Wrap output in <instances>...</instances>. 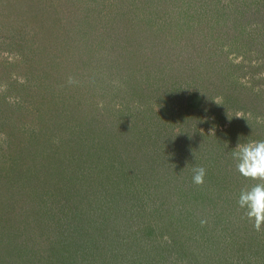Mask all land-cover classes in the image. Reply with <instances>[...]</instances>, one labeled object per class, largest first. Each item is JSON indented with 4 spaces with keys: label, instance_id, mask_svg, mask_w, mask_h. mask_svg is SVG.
Here are the masks:
<instances>
[{
    "label": "rangeland",
    "instance_id": "rangeland-1",
    "mask_svg": "<svg viewBox=\"0 0 264 264\" xmlns=\"http://www.w3.org/2000/svg\"><path fill=\"white\" fill-rule=\"evenodd\" d=\"M250 140L264 0H0V264H264Z\"/></svg>",
    "mask_w": 264,
    "mask_h": 264
},
{
    "label": "clouds",
    "instance_id": "clouds-1",
    "mask_svg": "<svg viewBox=\"0 0 264 264\" xmlns=\"http://www.w3.org/2000/svg\"><path fill=\"white\" fill-rule=\"evenodd\" d=\"M231 156L235 171L245 181L254 182L241 188L236 202L243 210V218L251 223L254 231L259 232L264 227V140L237 143ZM192 171L193 183L202 185L206 169L199 166Z\"/></svg>",
    "mask_w": 264,
    "mask_h": 264
}]
</instances>
